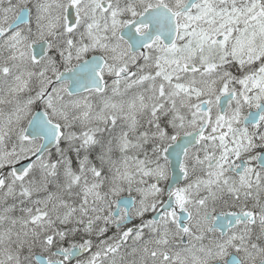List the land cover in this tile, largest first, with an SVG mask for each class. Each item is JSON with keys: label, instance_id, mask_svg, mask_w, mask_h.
Here are the masks:
<instances>
[{"label": "snow or ice", "instance_id": "snow-or-ice-1", "mask_svg": "<svg viewBox=\"0 0 264 264\" xmlns=\"http://www.w3.org/2000/svg\"><path fill=\"white\" fill-rule=\"evenodd\" d=\"M0 264H264V0H0Z\"/></svg>", "mask_w": 264, "mask_h": 264}]
</instances>
